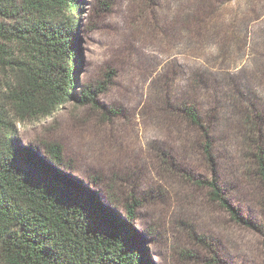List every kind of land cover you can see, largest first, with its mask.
<instances>
[{
	"label": "rangeland",
	"instance_id": "obj_1",
	"mask_svg": "<svg viewBox=\"0 0 264 264\" xmlns=\"http://www.w3.org/2000/svg\"><path fill=\"white\" fill-rule=\"evenodd\" d=\"M82 7L74 98L49 119L16 126L21 141L60 146L67 172L124 205L136 199L134 225L155 264H264V188L243 175L240 126L249 109L264 121V0H84ZM190 100L205 112L226 199L251 226L185 181L184 174L211 173L190 149L204 133L166 110ZM255 136L264 148V126ZM160 145L171 155L165 169Z\"/></svg>",
	"mask_w": 264,
	"mask_h": 264
},
{
	"label": "trees",
	"instance_id": "obj_2",
	"mask_svg": "<svg viewBox=\"0 0 264 264\" xmlns=\"http://www.w3.org/2000/svg\"><path fill=\"white\" fill-rule=\"evenodd\" d=\"M83 5L84 0H0V264H155L144 246L147 236L134 225L141 208L136 199L124 205L101 194L94 181L86 184L67 172L60 146L25 145L16 129L51 118L73 100ZM166 110L204 133L190 149L202 154L210 178L189 173L185 181L206 189L212 204L251 226L226 199L203 109L193 100L167 103ZM249 110L240 123L247 129L242 172L264 188V148L255 139L264 121ZM156 152L165 169L171 155L162 145Z\"/></svg>",
	"mask_w": 264,
	"mask_h": 264
}]
</instances>
